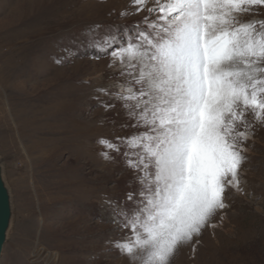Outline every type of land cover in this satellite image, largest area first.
I'll return each instance as SVG.
<instances>
[{
    "label": "rangeland",
    "instance_id": "374dc122",
    "mask_svg": "<svg viewBox=\"0 0 264 264\" xmlns=\"http://www.w3.org/2000/svg\"><path fill=\"white\" fill-rule=\"evenodd\" d=\"M128 4L0 0V155L14 203L0 264H128L112 243L123 233L105 200H122L132 175L120 157L101 155L99 140L134 130L120 129L119 105L105 111L96 100L116 70L87 44L94 26L146 15L121 17ZM70 12L85 16L64 29ZM248 145L240 190L228 189L215 227L182 245L172 264H264V127Z\"/></svg>",
    "mask_w": 264,
    "mask_h": 264
},
{
    "label": "snow or ice",
    "instance_id": "6c2138e0",
    "mask_svg": "<svg viewBox=\"0 0 264 264\" xmlns=\"http://www.w3.org/2000/svg\"><path fill=\"white\" fill-rule=\"evenodd\" d=\"M149 3L129 0L121 17L146 15L94 26L87 44L116 70L96 100L119 105L120 129L134 130L99 140L132 175L122 200H105L123 233L112 243L128 264H172L240 190L248 142L264 127V0Z\"/></svg>",
    "mask_w": 264,
    "mask_h": 264
},
{
    "label": "water",
    "instance_id": "95a60500",
    "mask_svg": "<svg viewBox=\"0 0 264 264\" xmlns=\"http://www.w3.org/2000/svg\"><path fill=\"white\" fill-rule=\"evenodd\" d=\"M14 222V203L12 189L5 175V165L0 155V258Z\"/></svg>",
    "mask_w": 264,
    "mask_h": 264
},
{
    "label": "bare ground",
    "instance_id": "6f19581e",
    "mask_svg": "<svg viewBox=\"0 0 264 264\" xmlns=\"http://www.w3.org/2000/svg\"><path fill=\"white\" fill-rule=\"evenodd\" d=\"M66 3V2H65ZM86 9V8H85ZM71 13V12H70ZM77 13V12H76ZM101 14V13H100ZM85 16L83 13H77L76 15H74L73 13H71V17H70V20L68 21V23H66L65 25L63 24L61 27L64 28V29H69L70 26L74 25L76 23V21L80 18H82V16ZM78 16H81L80 18ZM97 16V15H96ZM103 16V15H102ZM90 17V16H89ZM88 18V16H87ZM83 20V19H82ZM89 20V19H88ZM93 20V19H92ZM81 21V20H80ZM86 21V20H85ZM69 22H72V23H69ZM79 22V20L77 21ZM77 24V23H76ZM78 25H81V23H79ZM59 26V25H58ZM80 28V27H78ZM57 29V28H56ZM60 29V28H59ZM37 31V30H36ZM14 53V52H13ZM15 54V53H14ZM18 54V53H17ZM15 56V55H14ZM13 57V56H12ZM15 59H17V57H15ZM34 111V110H33ZM32 119V118H31ZM29 119V120H31ZM46 123V122H45Z\"/></svg>",
    "mask_w": 264,
    "mask_h": 264
}]
</instances>
